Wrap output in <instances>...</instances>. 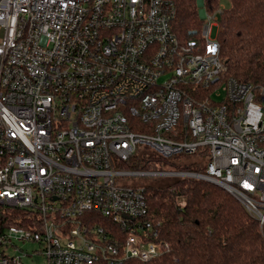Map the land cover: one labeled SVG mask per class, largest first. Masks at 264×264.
I'll use <instances>...</instances> for the list:
<instances>
[{
	"label": "built area",
	"instance_id": "built-area-1",
	"mask_svg": "<svg viewBox=\"0 0 264 264\" xmlns=\"http://www.w3.org/2000/svg\"><path fill=\"white\" fill-rule=\"evenodd\" d=\"M220 7L181 38L170 0H0V203L36 223L46 264H132L170 249L134 177H194L233 194L264 231V88L226 77ZM225 91L216 101L213 95ZM203 152L204 172L127 170L142 151Z\"/></svg>",
	"mask_w": 264,
	"mask_h": 264
},
{
	"label": "trees",
	"instance_id": "trees-1",
	"mask_svg": "<svg viewBox=\"0 0 264 264\" xmlns=\"http://www.w3.org/2000/svg\"><path fill=\"white\" fill-rule=\"evenodd\" d=\"M174 9L173 28L181 38L199 29V0H170ZM224 0H203L207 12L215 13ZM220 12L218 40L226 64V77L264 88V0H227ZM176 155L163 158L142 151L121 162L127 170H175L204 172L206 165ZM174 158V159H173ZM161 177V176H154ZM168 184L146 186L152 219L170 249L146 262L132 264H264V231L259 221L229 191L211 181L194 177H172ZM183 200V203H181ZM29 208L0 203V233L12 225L36 223Z\"/></svg>",
	"mask_w": 264,
	"mask_h": 264
},
{
	"label": "rangeland",
	"instance_id": "rangeland-1",
	"mask_svg": "<svg viewBox=\"0 0 264 264\" xmlns=\"http://www.w3.org/2000/svg\"><path fill=\"white\" fill-rule=\"evenodd\" d=\"M228 1L224 0L221 3L222 9L228 8ZM199 5L201 6L199 10L200 16L203 18L204 14L208 13L206 8L204 7V2L203 0H199ZM220 17V14H219ZM219 19L217 21V24L213 26L212 28V37H217L218 32L220 30V23ZM4 35V28H0V38ZM226 94L225 91L222 90L221 94L218 95L216 92L213 95V98L216 101H220L223 98H225ZM174 159V158H173ZM190 161L191 163L195 162L199 165H207L208 164V159H202L199 157H189V158H180L177 161L178 163H186ZM166 171L170 170H175L172 166H168L165 169ZM139 181L140 183L143 182L144 184H168L171 182L173 179L172 177H166V176H161V177H154V176H142V177H134L133 180ZM181 203H183V200H181ZM14 243L16 244L15 247H10V254L11 255H17L21 256V259L23 263L25 264H46V256L43 253L41 245L32 240H22V239H17L14 238Z\"/></svg>",
	"mask_w": 264,
	"mask_h": 264
},
{
	"label": "water",
	"instance_id": "water-1",
	"mask_svg": "<svg viewBox=\"0 0 264 264\" xmlns=\"http://www.w3.org/2000/svg\"><path fill=\"white\" fill-rule=\"evenodd\" d=\"M1 62H2V60H1V57H0V66H1Z\"/></svg>",
	"mask_w": 264,
	"mask_h": 264
}]
</instances>
